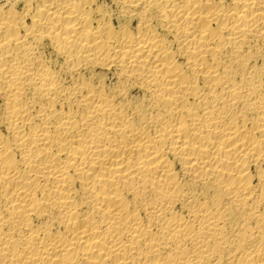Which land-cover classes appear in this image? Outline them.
Wrapping results in <instances>:
<instances>
[{
    "label": "bare ground",
    "instance_id": "bare-ground-1",
    "mask_svg": "<svg viewBox=\"0 0 264 264\" xmlns=\"http://www.w3.org/2000/svg\"><path fill=\"white\" fill-rule=\"evenodd\" d=\"M99 1L0 2V264H264V0Z\"/></svg>",
    "mask_w": 264,
    "mask_h": 264
},
{
    "label": "rangeland",
    "instance_id": "rangeland-1",
    "mask_svg": "<svg viewBox=\"0 0 264 264\" xmlns=\"http://www.w3.org/2000/svg\"><path fill=\"white\" fill-rule=\"evenodd\" d=\"M1 1H2L3 3H6V2H8V0H0V2H1ZM9 1H10V0H9ZM99 2H101V3H102V2H105V0H103V1H102V0H100ZM106 2H107V4H109V5H111V6L113 7V5H112V3H111V0H106Z\"/></svg>",
    "mask_w": 264,
    "mask_h": 264
}]
</instances>
